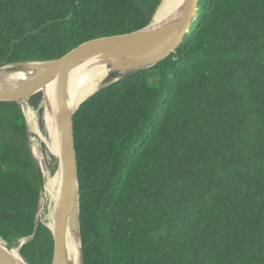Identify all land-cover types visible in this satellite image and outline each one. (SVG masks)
Returning <instances> with one entry per match:
<instances>
[{
    "label": "trees",
    "instance_id": "1",
    "mask_svg": "<svg viewBox=\"0 0 264 264\" xmlns=\"http://www.w3.org/2000/svg\"><path fill=\"white\" fill-rule=\"evenodd\" d=\"M162 2L0 0V67L141 30ZM73 125L83 264H264V0H201L172 56L89 97ZM40 199L26 117L0 102L9 249L33 235ZM53 253L44 224L20 250L28 264Z\"/></svg>",
    "mask_w": 264,
    "mask_h": 264
},
{
    "label": "water",
    "instance_id": "2",
    "mask_svg": "<svg viewBox=\"0 0 264 264\" xmlns=\"http://www.w3.org/2000/svg\"><path fill=\"white\" fill-rule=\"evenodd\" d=\"M200 1L183 0L182 5L174 14L162 21H156L159 7L152 21L145 28L128 34L88 41L59 59L13 63L0 67V70L8 68L7 73L0 74V102H15L20 106L27 120L30 145V128L22 103L30 102L33 96L42 94L41 103L46 105L45 92L52 84L55 86V117L60 140V154L57 159L61 176L55 227L52 229L40 217L44 176L32 150L41 183V199L36 215L35 230L31 237L21 239L18 242L16 251L21 260L12 252L13 249H9L7 243L0 238V264H28L21 256L20 250L25 243L36 237L40 224L47 226L53 235L54 253L51 264H74L66 243V229L68 227L79 243V263H84L80 225L79 172L73 125L74 114L82 103L106 86L127 76L150 70L172 56L182 45L185 36L190 33L196 22ZM92 62L108 66L113 81L89 96L77 109L72 110L66 101L69 79L75 69ZM22 70L25 75L19 76Z\"/></svg>",
    "mask_w": 264,
    "mask_h": 264
},
{
    "label": "bare ground",
    "instance_id": "3",
    "mask_svg": "<svg viewBox=\"0 0 264 264\" xmlns=\"http://www.w3.org/2000/svg\"><path fill=\"white\" fill-rule=\"evenodd\" d=\"M183 0H166L163 7L156 16V21H162L168 16L174 14L182 5ZM8 68L0 70V74L7 73ZM25 72L19 74L23 76ZM113 81L111 70L108 66L98 63H86L72 73L67 86L66 101L70 109L75 110L79 104L88 96L94 94L97 90ZM47 104L42 110V103L38 108L33 107L30 102L22 103L23 109L28 118L30 132L34 138V148L37 161L44 176V190L42 195V208L46 219L41 218L52 229L55 227L56 208L59 201L61 176L59 166L55 171H49L44 150L56 158L60 154V140L56 126L55 117V86L52 84L45 92ZM85 96V97H84ZM44 124V125H43ZM33 146V145H32ZM43 147V148H42ZM55 161V160H54ZM55 209L54 215L47 213V208ZM41 212V211H40ZM66 243L70 257L74 264L79 263V243L70 229H66ZM13 249V248H12ZM12 252L18 257L17 251ZM20 260L21 258L18 257Z\"/></svg>",
    "mask_w": 264,
    "mask_h": 264
},
{
    "label": "rangeland",
    "instance_id": "4",
    "mask_svg": "<svg viewBox=\"0 0 264 264\" xmlns=\"http://www.w3.org/2000/svg\"><path fill=\"white\" fill-rule=\"evenodd\" d=\"M166 0H163V3H162V5L160 6V8H159V11H160V9L163 7V5H164V2H165ZM159 11H158V13H159ZM157 13V14H158ZM152 83H153V81H152ZM85 97V96H84ZM43 105L41 106L42 107V110L45 108V104L44 103H42ZM44 125V124H43ZM30 135H31V146H32V150H33V153L35 154V156H36V153H35V148H34V138H33V135L31 134V132H30ZM43 148V147H42ZM44 155H45V160H46V165H47V167H48V169H49V171H51V170H53V171H55L56 169H57V165H58V162L56 161V158H54L53 156H50V154L48 153V152H46L45 150H44ZM55 160V161H54ZM47 213L49 214V215H54L55 214V209H53V208H47ZM40 217L41 218H43V219H46V215H45V212H43V210H41V212H40ZM15 251H16V249H17V247L16 248H13Z\"/></svg>",
    "mask_w": 264,
    "mask_h": 264
}]
</instances>
